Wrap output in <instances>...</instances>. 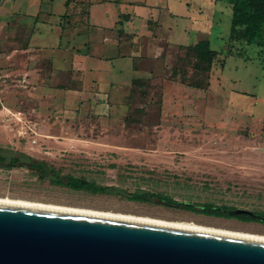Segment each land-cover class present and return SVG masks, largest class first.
Segmentation results:
<instances>
[{"label":"rangeland","instance_id":"1","mask_svg":"<svg viewBox=\"0 0 264 264\" xmlns=\"http://www.w3.org/2000/svg\"><path fill=\"white\" fill-rule=\"evenodd\" d=\"M28 1L0 0V67L7 75L0 151L21 158L17 165L0 163V197L264 235V222L209 216L130 196L148 192L264 213V29L251 43L233 39L226 0L216 7L210 3L216 0H191L204 9V27L200 22L194 34L201 28L198 39L208 40L217 52L208 88L172 78L173 69L200 78L191 53L174 45L161 55L140 57L133 65L138 73L121 95L79 97L67 106L44 91L51 82L54 47L42 49L36 41L40 19L26 11ZM174 8L184 11L179 3ZM24 156L60 177L83 178L115 192L95 194L51 182L25 165Z\"/></svg>","mask_w":264,"mask_h":264},{"label":"water","instance_id":"2","mask_svg":"<svg viewBox=\"0 0 264 264\" xmlns=\"http://www.w3.org/2000/svg\"><path fill=\"white\" fill-rule=\"evenodd\" d=\"M0 264H264V239L0 200Z\"/></svg>","mask_w":264,"mask_h":264},{"label":"crops","instance_id":"3","mask_svg":"<svg viewBox=\"0 0 264 264\" xmlns=\"http://www.w3.org/2000/svg\"><path fill=\"white\" fill-rule=\"evenodd\" d=\"M176 3L184 11L178 13ZM203 10L191 0H29L26 11L40 19L36 41L42 49L54 47L44 91L67 106L79 97L121 95L138 73L133 65L140 57L202 40Z\"/></svg>","mask_w":264,"mask_h":264},{"label":"trees","instance_id":"4","mask_svg":"<svg viewBox=\"0 0 264 264\" xmlns=\"http://www.w3.org/2000/svg\"><path fill=\"white\" fill-rule=\"evenodd\" d=\"M231 5V27L230 36L233 39L254 42L261 38L264 29V0H226ZM181 49H187L193 58V68L200 78H192L185 73H178L177 69H173L172 78H179L180 82L195 89H206L210 86L209 72L211 70L213 61L217 55L215 50L209 46V41L200 40L191 46H179ZM27 163H24L33 170L39 172V177L50 178L51 182H58L63 186L75 189L90 191L92 193L111 194L115 192L109 187L100 186L94 182L87 181L83 178L74 176L60 177L55 172L49 170L43 162H36L31 160L29 156H24ZM8 162L10 165H17L21 162L20 157H8L0 151V163ZM132 198L138 199L140 202H149L156 199L158 202L168 207L182 209L190 212L203 213L215 217H231L234 216L242 221H257L264 222L260 217H264V213L251 211L250 213H243L231 215L226 210H232L225 205H215L212 203L195 204L186 203L173 200L172 198L164 197L160 194L134 191L130 193ZM234 209V208H233Z\"/></svg>","mask_w":264,"mask_h":264},{"label":"bare ground","instance_id":"5","mask_svg":"<svg viewBox=\"0 0 264 264\" xmlns=\"http://www.w3.org/2000/svg\"><path fill=\"white\" fill-rule=\"evenodd\" d=\"M4 109H7V108L4 106ZM0 200L52 204V205H58V206H63V207H68V208H74V209H79V210L95 212V213L112 215V216H117V217H122V218L139 220V221H144V222H149V223L164 224V225L179 226V227H187V228L202 229V230H210V231H217V232L236 234V235H243V236H250V237H256V238H263L264 239V235L250 233V232L235 231V230H230V229L220 228V227H214V226H207V225H204V224L196 223L194 221L164 220V219L154 218V217H149V216H138V215L126 214V213H120V212L103 211V210H97V209H92V208H84V207L66 206V205L55 204V203H43V202H37V201L12 199V198H7V197H0Z\"/></svg>","mask_w":264,"mask_h":264},{"label":"built area","instance_id":"6","mask_svg":"<svg viewBox=\"0 0 264 264\" xmlns=\"http://www.w3.org/2000/svg\"><path fill=\"white\" fill-rule=\"evenodd\" d=\"M0 58H1V51H0ZM7 83V75L4 73L3 69L0 67V102L2 99V93L4 90V86Z\"/></svg>","mask_w":264,"mask_h":264},{"label":"flooded vegetation","instance_id":"7","mask_svg":"<svg viewBox=\"0 0 264 264\" xmlns=\"http://www.w3.org/2000/svg\"><path fill=\"white\" fill-rule=\"evenodd\" d=\"M70 189H72V188H70ZM73 190H75V189H73ZM77 191H83V190H77Z\"/></svg>","mask_w":264,"mask_h":264}]
</instances>
